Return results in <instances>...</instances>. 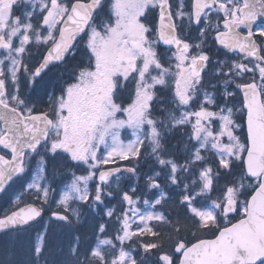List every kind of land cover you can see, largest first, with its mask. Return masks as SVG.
<instances>
[{
    "label": "snow or ice",
    "instance_id": "snow-or-ice-1",
    "mask_svg": "<svg viewBox=\"0 0 264 264\" xmlns=\"http://www.w3.org/2000/svg\"><path fill=\"white\" fill-rule=\"evenodd\" d=\"M21 3L32 10L18 14ZM185 19L203 25L201 43L181 34ZM209 28L219 45L241 58L221 60L209 71L211 57L203 51ZM33 42L46 48L29 66ZM161 43L168 55L158 51ZM0 50V199L7 202L0 208V234L13 240L29 234L48 209L33 250L36 264L53 219L72 227L82 222L83 206L101 205L120 226L114 239L104 235L106 223L97 226L98 244L85 264H149L132 254L129 242L154 254L155 264H264V0H0ZM61 65L68 73H61L45 108L21 92L22 77L35 89ZM129 81L134 92L122 107L117 100ZM158 86L171 91L179 116L174 110L163 119L155 115ZM124 129H131L126 141ZM176 130L187 131L194 143L184 144L182 164L166 143ZM34 156L37 174L24 185ZM147 156L180 190L174 217L144 213L136 186L132 194L122 192L127 207L118 215L105 204L114 194L112 178L126 172L138 181ZM67 160L84 174L68 169L72 180L53 209L57 163ZM133 160L131 167L120 163ZM192 168L196 179L182 182L180 175ZM160 175L147 176L149 190H160L154 201H142L153 208L166 200ZM17 184L31 202L12 196ZM163 229L173 240L169 251ZM75 241L78 246L80 237Z\"/></svg>",
    "mask_w": 264,
    "mask_h": 264
},
{
    "label": "rangeland",
    "instance_id": "rangeland-1",
    "mask_svg": "<svg viewBox=\"0 0 264 264\" xmlns=\"http://www.w3.org/2000/svg\"><path fill=\"white\" fill-rule=\"evenodd\" d=\"M173 2H174V4H178L179 3V0H173ZM19 8H20V11H19V13L18 14H23V13H26V12H28V11H31L32 10V6L30 5V4H24V3H21L20 5H19ZM213 22H215V20L213 21ZM182 27H183V32H182V34L184 35V34H187V31H191V33H192V39H191V42L195 45V44H199V43H201V37H200V35H199V32H200V29L201 28H195L194 26H193V24H191V25H189V23H188V21L185 19L184 21H183V24H182ZM211 31V28H209V30H208V32H210ZM31 48H34V51L35 52H33V53H31L30 54V56H31V59L28 61V63H29V66H31L33 63H34V61H33V59H35L36 57H39V56H37V52H36V50L38 51V50H42L43 51V49H45L46 48V46L45 45H43V44H36L35 42H33L31 45H29V51H30V49ZM203 51H205L209 56H210V54H211V51H210V47H209V45H208V42H207V33H206V38L203 40ZM163 53L165 54V55H168L169 53H168V50H167V48H166V50L165 51H163ZM5 55V53L3 52V50H0V58H3V56ZM211 56L213 57V59L211 60L212 61V67L211 68H209V71H211L212 69H214V68H216V66L218 65V63H219V61H221V60H227V61H229V62H231V61H233V60H239L240 58L239 57H237V56H232V57H229V58H225V59H219L218 57H216V56H214V55H212L211 54ZM33 58V59H32ZM5 63H6V65H7V61H5ZM225 71H227V69L225 68L224 69ZM153 74H155V73H153ZM158 88H160L161 90H166V91H168L169 93H170V105H172V106H170V110H174L175 111V113H176V115L177 116H179L180 115V109L179 108H177L176 107V105L172 102V93H171V91L169 90V89H167V88H161L160 86H158ZM207 91L209 92V93H213L214 92V90H212L211 88H209V89H207ZM126 116V115H125ZM122 133H123V130H122ZM173 133V135H171V136H169V139L172 137V138H176L177 140H178V143H181V145L182 146H184V144L187 142V143H189V145L191 146V147H194V143L193 142H191V141H188L187 140V131H185V133L182 135L181 134V132L179 131V130H176V131H174V132H172ZM177 133V134H176ZM131 129H129V132H128V135L127 136H125L126 138H124V135H123V138L125 139V141L127 140V139H129V138H131ZM168 135H170V134H168ZM109 142H111V138L109 137ZM103 151V150H102ZM182 153L185 155V157L187 156V153H185L184 151H183V148H182ZM151 158H152V156H151ZM184 160H185V158H184ZM184 160L181 162V164L182 163H184ZM37 171H38V163H37V169L33 172V173H28L27 172V174H28V176H30V179H29V183L35 178V176H36V174H37ZM156 172H160L161 173V175L157 178L158 179V181H162L163 182V184L161 185L162 186V188L164 189V192H165V194H166V199H167V189L168 190H176L177 191V195H176V199H178L179 200V196H180V190L175 186V185H171L170 184V182L168 181V179H167V169H164V168H162L161 166H158V168H152L150 171H146V176H150V175H153L154 173H156ZM84 174V173H83ZM196 177H197V171H196V169L195 168H192L190 171H189V173H187V174H181L180 175V178L182 179L181 181L182 182H188V183H191V181L193 180V179H196ZM71 180H72V177L70 178ZM71 180L70 181H68L65 185L63 184L60 188H59V190H57L56 191V194L53 196V200H52V208L53 209H55V207H56V203L58 202V200H59V198L62 196V194H63V192L64 191H67L68 190V185L70 184V182H71ZM126 180V179H125ZM124 182V179L123 178H119V180H115V179H113L112 181H111V184H112V188H111V190L113 191V196H111V197H107V200L108 201H110V200H112V199H114V200H119V202H120V206H119V204L117 203V205L115 206V208H116V214L118 215L120 212H122L126 207H127V205L124 203V202H122V200H121V194H122V192H125V191H120L119 192V196H118V194H117V191L120 189V187L122 186V183ZM94 181L92 182V184L90 185V187H93L94 186ZM117 184L119 185V187L117 188ZM192 187H196L195 185H193ZM147 192H148V194H150V197H147V198H144V199H147V200H149V201H154L155 199H157L158 197H159V195H160V190L159 189H154V190H149V188H147ZM16 195H22V197H23V199H25V200H30L31 198L29 197V192H28V190L26 189V187H25V190H24V192H21V193H18V194H12V196H16ZM213 195H215V194H213ZM151 197L153 198V199H151ZM143 199V200H144ZM142 200V201H143ZM141 201V203L138 205V207L144 212V213H147V212H152V211H161L160 210V206H156L155 208H153V207H151V205L150 204H148V205H146V204H144L143 202ZM5 203L7 204V202L5 201ZM78 203L79 202H75L74 204H73V207L75 208L77 205H78ZM2 206V205H1ZM6 207V206H5ZM89 209V208H88ZM107 217V216H106ZM107 219H110V218H108L107 217ZM113 219H114V221L113 222H109L108 220H107V222H106V224L108 225V231H112V230H115V231H117V229L119 228V222L118 221H116V219H115V216L113 217ZM45 224V223H44ZM111 224H112V226H111ZM135 227H136V225H133V228L135 229ZM111 228H113L112 230H111ZM42 229H44V225L42 226ZM115 235H116V233H114V238H115ZM113 238V239H114ZM39 242L37 241V244H38ZM118 243V242H117ZM95 247H96V245H95ZM101 247L102 248H104V247H106V246H103V245H101ZM126 247H129V246H127L126 245ZM141 251H142V254H144L143 253V250H142V248H141ZM132 254H133V248H132ZM141 254V255H142Z\"/></svg>",
    "mask_w": 264,
    "mask_h": 264
},
{
    "label": "trees",
    "instance_id": "trees-1",
    "mask_svg": "<svg viewBox=\"0 0 264 264\" xmlns=\"http://www.w3.org/2000/svg\"><path fill=\"white\" fill-rule=\"evenodd\" d=\"M62 69H63L62 73H64L66 75L67 72H68V68L63 66ZM22 92L24 94H27L28 88L24 87ZM29 97L30 98L32 97V99H34L35 102L37 103V106L42 108V105L40 103L43 102L45 100V98H46V87L43 88V86L40 84V86L38 88H35L29 94ZM160 106L161 107H159V109L157 108L155 114L159 115V116H160V114H162L165 117L166 114H167V110H169V107H168V105H167V103H166L164 98H162ZM155 108H156V106H155ZM174 205H178V203H173V204L168 205V206L165 207V209H168V210L171 211L172 215H175L176 212L178 211V210H176L177 209L176 207L173 208ZM58 238H60V237L57 236V240H55V241H50L49 240V244L48 245H51L50 246L51 250H53L56 247V245L60 244L61 241ZM21 240L24 241V244H22V245H28V243L31 245V242H33L34 237L30 233L26 234L24 236L17 237L15 240H13V238L11 236H5V235H1L0 236V264H9L7 262V258L8 257H7L6 245H16V244L17 245H21L20 244ZM69 240H70V237H69ZM68 242H70V241H68ZM14 264H23V263L22 262H15Z\"/></svg>",
    "mask_w": 264,
    "mask_h": 264
},
{
    "label": "water",
    "instance_id": "water-1",
    "mask_svg": "<svg viewBox=\"0 0 264 264\" xmlns=\"http://www.w3.org/2000/svg\"><path fill=\"white\" fill-rule=\"evenodd\" d=\"M219 46H220L221 48H223V46H221V45H219ZM224 49H225V48H224ZM226 50H227V49H226ZM40 220H41V218L38 220V222H39ZM36 223H37V222H36ZM36 223H35V224H36Z\"/></svg>",
    "mask_w": 264,
    "mask_h": 264
},
{
    "label": "bare ground",
    "instance_id": "bare-ground-1",
    "mask_svg": "<svg viewBox=\"0 0 264 264\" xmlns=\"http://www.w3.org/2000/svg\"><path fill=\"white\" fill-rule=\"evenodd\" d=\"M15 250H19L18 248H15Z\"/></svg>",
    "mask_w": 264,
    "mask_h": 264
}]
</instances>
